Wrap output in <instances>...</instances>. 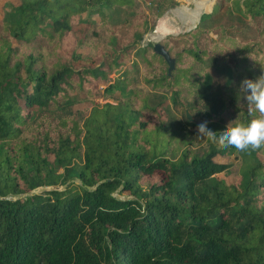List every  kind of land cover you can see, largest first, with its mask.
I'll return each mask as SVG.
<instances>
[{"label": "trees", "instance_id": "trees-1", "mask_svg": "<svg viewBox=\"0 0 264 264\" xmlns=\"http://www.w3.org/2000/svg\"><path fill=\"white\" fill-rule=\"evenodd\" d=\"M222 1L159 40L170 73L175 0L0 2V264H264V147L175 123L258 118L264 0Z\"/></svg>", "mask_w": 264, "mask_h": 264}, {"label": "clouds", "instance_id": "clouds-1", "mask_svg": "<svg viewBox=\"0 0 264 264\" xmlns=\"http://www.w3.org/2000/svg\"><path fill=\"white\" fill-rule=\"evenodd\" d=\"M241 98L246 100L249 112L258 113V118L252 119L247 124L230 123L225 130L213 132L208 128V122L197 125L198 138L210 139L221 148L233 147L237 151H255L264 147V75L255 80L243 79L239 86Z\"/></svg>", "mask_w": 264, "mask_h": 264}, {"label": "rangeland", "instance_id": "rangeland-1", "mask_svg": "<svg viewBox=\"0 0 264 264\" xmlns=\"http://www.w3.org/2000/svg\"><path fill=\"white\" fill-rule=\"evenodd\" d=\"M4 1L10 2L11 0H0V2ZM175 2L176 5L165 12L163 16L157 21L154 29L146 34L145 41H153V39L155 38L162 39L168 34H177L183 31H187L188 29L194 27V25H197V23L199 22V18L203 13H210L220 3L221 6L219 7V14H222L228 5V3H225L222 0H175ZM160 27L161 29L159 30ZM214 74L218 78H221V75L219 73L214 72ZM98 101L104 102L102 99H98ZM75 103L76 106L74 107V109H82L87 106V103L84 102V100L77 101ZM175 120L178 128L197 132V125L193 126L190 123H187L184 120V114L182 111H177ZM206 120L208 122V128L213 132H216L217 130L213 128L211 122L209 121L210 119ZM203 140L204 146L213 145L216 148H221L217 143H213L210 139L205 138ZM234 156L235 154H231L228 156L232 162L235 161Z\"/></svg>", "mask_w": 264, "mask_h": 264}, {"label": "water", "instance_id": "water-1", "mask_svg": "<svg viewBox=\"0 0 264 264\" xmlns=\"http://www.w3.org/2000/svg\"><path fill=\"white\" fill-rule=\"evenodd\" d=\"M195 26H196V25H194V27H195ZM194 27H192V28H194ZM192 28H190V29H192ZM188 30H189V29H188ZM160 39H161V38H155V39H153V42H154L153 50H154L157 54L161 55V56L166 60V62L168 63V73H170L171 70L174 68L175 60H174V58H172V57L170 56V54L168 53V51L165 50V48L159 43V40H160ZM149 41H150V40H149ZM151 41H152V40H151ZM185 113H186V117H187L189 120H191V116H190V114H189V111L186 110ZM51 189H52L51 187H39V188H36L35 190H33V192H42V191L51 190ZM31 193H32V192H31Z\"/></svg>", "mask_w": 264, "mask_h": 264}, {"label": "bare ground", "instance_id": "bare-ground-1", "mask_svg": "<svg viewBox=\"0 0 264 264\" xmlns=\"http://www.w3.org/2000/svg\"><path fill=\"white\" fill-rule=\"evenodd\" d=\"M188 27H191V26H188ZM187 28V27H186ZM171 30V29H170ZM172 32V31H171Z\"/></svg>", "mask_w": 264, "mask_h": 264}]
</instances>
